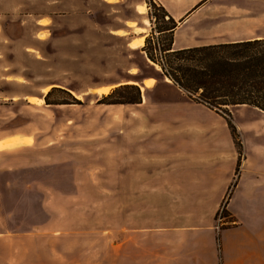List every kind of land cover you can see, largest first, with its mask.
Here are the masks:
<instances>
[{"label": "rangeland", "instance_id": "obj_1", "mask_svg": "<svg viewBox=\"0 0 264 264\" xmlns=\"http://www.w3.org/2000/svg\"><path fill=\"white\" fill-rule=\"evenodd\" d=\"M148 2L0 0V264H188L187 242L223 264V231L264 213V113L232 108V136L169 84L141 51ZM164 2L186 47L264 36V0ZM124 84L141 104L97 103Z\"/></svg>", "mask_w": 264, "mask_h": 264}, {"label": "trees", "instance_id": "obj_2", "mask_svg": "<svg viewBox=\"0 0 264 264\" xmlns=\"http://www.w3.org/2000/svg\"><path fill=\"white\" fill-rule=\"evenodd\" d=\"M148 1L152 32L145 38L141 51L147 61L159 67L162 77L193 103L223 116L232 136L235 135L232 108L246 106L264 113V38L174 50L177 23L155 0ZM154 33L164 41L156 38L153 42ZM54 91L61 92L56 88L49 91L43 98L46 105L80 104L67 92L64 93L69 100L51 103L49 97ZM97 103L138 105L141 104L140 89L134 84H124L102 96ZM236 146L239 148V142Z\"/></svg>", "mask_w": 264, "mask_h": 264}, {"label": "crops", "instance_id": "obj_3", "mask_svg": "<svg viewBox=\"0 0 264 264\" xmlns=\"http://www.w3.org/2000/svg\"><path fill=\"white\" fill-rule=\"evenodd\" d=\"M115 1L118 2L119 0H115ZM155 2L160 4L162 7H165L164 0H155ZM112 3H108V4H112ZM168 13H169V15H171L172 18H175V17L180 15L176 11L175 12L169 11ZM195 22H196V20H193V22L191 24L193 25ZM177 30H178V28L175 30V33L177 32ZM181 38H182V33L179 34L177 37H174L173 44H172V48L174 50L191 47V46L186 47L183 44V42L181 41ZM260 38H264V36H257V35L253 36V37L252 36H246V37L239 38L236 40H231L230 36H220L217 38V40L213 41V43L199 44V45L192 46V47L214 45V44H223V43H233V42H237V41L260 39ZM147 80H152L154 82V79H152V78H145V79H142L140 85H142L144 83V81H147ZM169 84H171V83H169ZM8 137H10V136H8ZM21 137H26V136H21ZM5 138H7V137H5ZM10 138H13V137H10ZM256 201H258L257 195H256ZM243 210H244V207H243ZM249 212L248 211L245 212V210H244L245 219H243V221L240 224L236 225L235 227L230 228V229H225L223 231V233L221 234L222 239H219V243L222 242V247H223V251H224V257H221V261H223V264H264V213L257 212L254 214L251 213L252 214L251 215V214H249ZM234 215H236V217H239L238 214H233L232 217ZM246 216H249L248 220H246ZM131 227H129L128 229L127 228L124 229V231L125 232H131ZM189 232L190 233L192 232L193 233L192 235H194V236H197V234L200 232L201 233L205 232L208 235L210 233L209 230H201V231L193 230V231H189ZM160 236H161V234H160ZM158 237H159V234H158ZM117 245L119 247L121 246L120 243L115 244V246H117ZM191 247H192L193 254H195V256H191L192 259L188 256L189 255L188 253L191 250ZM197 248H198V245H195L194 243L192 246L189 242H187L186 244H182L181 253L179 255H177L176 257L180 261V263L185 262V263L191 264V262H194L197 259V257H196Z\"/></svg>", "mask_w": 264, "mask_h": 264}, {"label": "bare ground", "instance_id": "obj_4", "mask_svg": "<svg viewBox=\"0 0 264 264\" xmlns=\"http://www.w3.org/2000/svg\"><path fill=\"white\" fill-rule=\"evenodd\" d=\"M105 2H107V3H114L115 2V0H104ZM136 12L138 13V14H140V15H143L144 13H145V10H144V5H137L136 6ZM41 24V23H40ZM134 25H135V23L134 22H127V27H129V28H132V27H134ZM135 30H139V29H137V28H134ZM117 35H119V36H122V35H124L125 33L123 32V31H116L115 32ZM142 39L141 40H139V41H131L130 43H129V47L130 48H132V49H136L138 46H141L142 45ZM144 87L146 88V87H148V85H149V82L148 81H144ZM48 90L49 89H45L44 90V92L46 93V92H48ZM141 90H144L143 88H141ZM97 94H99V95H105V94H107V92H108V89H105V88H100V89H97L96 91H95ZM76 98H80V97H76ZM33 101H36L35 99H33V98H29V102H33ZM34 103V102H33Z\"/></svg>", "mask_w": 264, "mask_h": 264}, {"label": "snow or ice", "instance_id": "obj_5", "mask_svg": "<svg viewBox=\"0 0 264 264\" xmlns=\"http://www.w3.org/2000/svg\"><path fill=\"white\" fill-rule=\"evenodd\" d=\"M34 103H36L37 101H33Z\"/></svg>", "mask_w": 264, "mask_h": 264}]
</instances>
